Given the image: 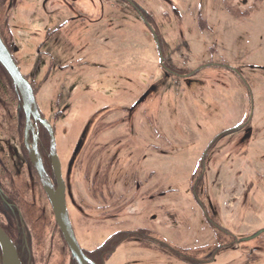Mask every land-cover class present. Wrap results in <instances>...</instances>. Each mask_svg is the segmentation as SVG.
Masks as SVG:
<instances>
[{"label": "flooded vegetation", "instance_id": "af4514ba", "mask_svg": "<svg viewBox=\"0 0 264 264\" xmlns=\"http://www.w3.org/2000/svg\"><path fill=\"white\" fill-rule=\"evenodd\" d=\"M254 1L222 2L236 16ZM202 2L0 0V39L34 98L26 107L0 64V229L20 264H251L264 254V228L236 226L257 172L232 220L221 203L223 191L237 194L238 161L251 162V87L264 66L195 55L187 33L207 25ZM204 127L187 177L156 167L184 156L182 140Z\"/></svg>", "mask_w": 264, "mask_h": 264}, {"label": "rangeland", "instance_id": "374dc122", "mask_svg": "<svg viewBox=\"0 0 264 264\" xmlns=\"http://www.w3.org/2000/svg\"><path fill=\"white\" fill-rule=\"evenodd\" d=\"M222 1L203 0L202 10L206 19V29L195 28L194 22L191 23L194 30L187 33L190 48L195 55L202 57L219 55L223 60L233 62V64L238 60L240 64L264 66V0H255L251 8L243 9L236 16H231L227 12ZM253 78L255 82L251 90L255 103L252 117L254 131L246 155L251 162L247 164L245 161H238L236 167L239 176L236 179L237 194L226 195L224 191L221 194L223 215L227 221L232 220L237 211L234 209L235 207L237 209L240 203L241 191L245 185H248L246 183L250 181L248 178L252 177L251 174L257 172V179L253 176L251 181L254 183H252L253 186H257L258 191L253 194V197L252 193L248 196L251 202L248 203L247 208L243 209L241 216L239 215L241 219H238L239 224L236 225L241 231L249 230V232L264 228V80L259 79L257 75ZM232 118L233 116H227L225 119L230 121ZM204 129L203 132L192 130L188 134L191 137L187 136V140H182L183 143L190 144L184 156L178 158L173 156V159L164 158L158 162L156 159V167L164 169V166L168 164L169 167L175 168L177 173H183V177H187L193 167L191 157L196 149H202V144L208 134L207 127ZM227 183L226 188L228 189L231 185L229 179ZM233 183L235 184V181ZM235 196H237L236 204ZM229 201H233L231 203L232 213L227 204ZM125 255V250L121 249V262ZM258 255L251 264H264V254L259 253Z\"/></svg>", "mask_w": 264, "mask_h": 264}, {"label": "water", "instance_id": "95a60500", "mask_svg": "<svg viewBox=\"0 0 264 264\" xmlns=\"http://www.w3.org/2000/svg\"><path fill=\"white\" fill-rule=\"evenodd\" d=\"M0 64L10 76L14 86L17 87V89L20 91L25 106L27 107L29 105L31 108L34 105L32 90L29 84L27 83V81L23 78V76L19 72L18 68L13 62L9 52L7 51L1 39H0ZM38 166L40 167V165ZM40 170H42L41 167ZM52 204L54 207L56 218L61 226L66 241L68 242L74 256L78 260H81L82 258H84V256L82 255L79 246L75 240V237L73 235L63 199L57 197L56 194H53ZM262 232H264V229L258 231L255 235H258L259 233ZM0 247L3 253L4 264H20L12 243L9 241V239L1 229H0Z\"/></svg>", "mask_w": 264, "mask_h": 264}]
</instances>
